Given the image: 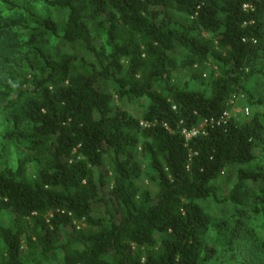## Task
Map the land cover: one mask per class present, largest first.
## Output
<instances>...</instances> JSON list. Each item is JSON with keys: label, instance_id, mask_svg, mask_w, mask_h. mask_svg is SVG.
Returning a JSON list of instances; mask_svg holds the SVG:
<instances>
[{"label": "trees", "instance_id": "16d2710c", "mask_svg": "<svg viewBox=\"0 0 264 264\" xmlns=\"http://www.w3.org/2000/svg\"><path fill=\"white\" fill-rule=\"evenodd\" d=\"M1 117L0 264H264V0H0Z\"/></svg>", "mask_w": 264, "mask_h": 264}, {"label": "rangeland", "instance_id": "374dc122", "mask_svg": "<svg viewBox=\"0 0 264 264\" xmlns=\"http://www.w3.org/2000/svg\"><path fill=\"white\" fill-rule=\"evenodd\" d=\"M49 13L54 19L60 23L63 24L65 19V13L55 10H49ZM176 58L178 60H184L186 58V55L183 51L177 50ZM209 72V70L207 71ZM175 79L177 82L181 84H186L190 81L189 78V72L188 70H179L175 74ZM110 92L113 93L111 86L107 87ZM243 96H240L239 98L235 99L232 104V110L230 112L231 117H235L237 119H242L243 117H248L245 113V110L248 109L246 106L242 104ZM115 105L125 111H127L130 115H132L134 118L141 120L143 113L145 112V109L148 107V103L141 100H118L115 99ZM249 110V109H248ZM250 113V111H249ZM2 124V117L0 118V130L3 129L1 127ZM205 125L200 124L197 128V132L200 133L203 131ZM0 149L3 151L4 160L6 164H15L17 159L19 157H23L24 152L16 147L15 145L5 143L4 141H0ZM35 162L29 164V169L31 172L34 171L35 168ZM144 167H146V164H143ZM109 167V166H108ZM235 171L236 168H230L226 171L223 178H221L218 181V186L220 187L221 192L223 194H226L234 185L235 183ZM139 186L148 189L153 195H156L157 193V187L152 184L148 178L144 175L142 179L138 182ZM202 206L208 209V211L211 213L214 219H223L225 217H228L233 212V207L230 205H220L216 204L212 201H209L207 203H203Z\"/></svg>", "mask_w": 264, "mask_h": 264}, {"label": "built area", "instance_id": "2783aa9c", "mask_svg": "<svg viewBox=\"0 0 264 264\" xmlns=\"http://www.w3.org/2000/svg\"><path fill=\"white\" fill-rule=\"evenodd\" d=\"M233 102H234V101H233ZM233 102H232V104H233ZM245 113L248 115V114H249V110L246 109V110H245ZM226 118H228V115L224 116V117L222 118V121L225 120ZM142 125H143V124H142ZM204 125H205V124H204ZM197 134H199V133L195 130V131H193L192 133L187 134V138L189 139V138H191L192 136H195V135H197Z\"/></svg>", "mask_w": 264, "mask_h": 264}]
</instances>
